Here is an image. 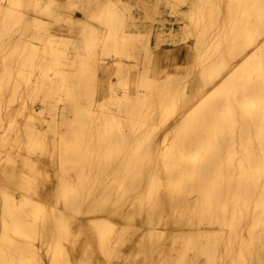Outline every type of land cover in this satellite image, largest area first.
<instances>
[{
	"label": "bare ground",
	"instance_id": "1",
	"mask_svg": "<svg viewBox=\"0 0 264 264\" xmlns=\"http://www.w3.org/2000/svg\"><path fill=\"white\" fill-rule=\"evenodd\" d=\"M41 1L0 0V264H264V0H172L183 73Z\"/></svg>",
	"mask_w": 264,
	"mask_h": 264
},
{
	"label": "rangeland",
	"instance_id": "2",
	"mask_svg": "<svg viewBox=\"0 0 264 264\" xmlns=\"http://www.w3.org/2000/svg\"><path fill=\"white\" fill-rule=\"evenodd\" d=\"M42 1H41L42 5H44V3L46 5L47 4L46 2L48 0H45V2H42ZM58 1L63 2V4L59 6H55L54 8H56V10L60 12V14H63V13L66 14L68 12H72V14L76 16V19L81 20L82 24L84 23L82 21H85L87 25L92 26V28L94 27L95 31L98 32L97 35L100 34L101 36L100 35L99 36L102 37L103 40L105 39L108 40V38H103V36L105 37L108 36V34L106 33L110 32L109 30H112V32H115V36H119V37L121 36V33L128 34L127 36H130L131 38L130 37L127 38L129 40L125 42V47L127 48V50H129V52L132 51L131 53L134 54L135 58L141 59L136 62L138 63L140 67H142L141 62L143 63L144 61L142 58H150L151 61H155L154 59L160 60L161 64H166L165 62L168 60L170 61V63H168L170 64V66L168 67L170 68L171 65L172 66L178 65L177 67L179 71H181V73L185 72V70L189 68L188 65L190 64L189 62L190 60L186 61L188 58L187 57L188 51H187L186 46L191 44L192 39H193L192 36H187L186 33H185L186 35L183 33L182 36L180 34L176 38L177 39L176 41H171L175 38H172L170 36L171 37L170 39L169 34H168L170 28L172 30L178 27V25L184 24L183 22L186 20V18L182 17L181 11L185 9L184 7L185 4H177L176 6L175 5L171 6L170 3L173 4L172 0H86V2H89V4L91 5L90 13H92V15H95L94 17H96V15L98 16L97 17L98 19H93L94 17L92 18V15L91 17L90 15H87L89 14L88 11L90 9L87 11L88 13L85 15L86 13L85 12V7H86L85 0H82L84 2H80L81 0H55L56 3ZM69 3H71V6ZM107 3L108 5H106ZM109 3L113 4L115 8H113L114 7L113 5H112L113 7H111V4ZM104 5L110 6L108 8H112L111 10H113V12L116 11L117 12L116 15L118 14L117 15L118 18H117V16L113 14V12H111L113 14V17L114 18L116 17L115 20L113 21L114 23L112 22L113 24L111 23L109 25L108 23L104 24V21L99 20L102 17H99L100 14H98L97 12H98V9L102 8V6L104 7ZM173 7L175 8L177 7L176 8L177 10H175ZM171 10H174V12ZM43 17L44 19H46V16H43ZM181 18H184V19L181 20ZM65 26L66 25L64 24V22L58 23L54 21V23L51 24L52 30H59L58 32L59 34L57 36V42L60 44V46H62L63 49H66L67 51H69V54L71 55L74 53V51H78L79 48H80L79 50L81 51V52L79 51L80 53L84 52V48L82 46L83 38L81 36V32L76 34L74 33V30L72 28H66ZM108 26L109 27L111 26V27L109 28ZM115 26L118 30L114 28ZM162 27L166 31L164 32L162 39L157 41L156 34H157V31L159 30L158 28H162ZM181 37L183 39H180ZM173 42H176V43H173ZM146 47L149 49V53L146 52ZM182 48H184L185 50ZM96 52H97L98 58L109 59V58L117 57V58H123L124 60L129 59V58L131 59V57H127L123 55L122 56L114 55L113 52L112 51L109 52V50H108V53H107V50L106 51L104 50L102 52L100 48H98ZM235 57H234L235 60L240 59V56L238 55ZM143 64L146 67L147 65L146 61H144ZM184 65L185 66L187 65L186 66L187 68ZM181 68H183L184 71ZM111 77H113V75H111ZM120 90L121 88L118 89V91ZM137 222L138 221H136V223ZM137 224H139V222ZM141 224L143 226V224L145 223L143 222ZM144 226H146V224ZM191 228L195 229L196 227L195 225H193ZM132 245L136 247V244H134L131 241L125 244L126 251H127L125 252V256L126 254L127 256L129 255L128 250ZM200 257L202 258L204 257V255ZM126 259L128 258L126 257ZM128 260H130V258ZM201 261H203V258L201 259Z\"/></svg>",
	"mask_w": 264,
	"mask_h": 264
}]
</instances>
